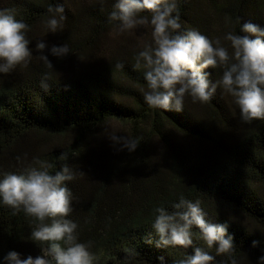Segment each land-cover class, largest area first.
I'll return each mask as SVG.
<instances>
[{
    "label": "trees",
    "instance_id": "trees-1",
    "mask_svg": "<svg viewBox=\"0 0 264 264\" xmlns=\"http://www.w3.org/2000/svg\"><path fill=\"white\" fill-rule=\"evenodd\" d=\"M52 2L55 6L62 0ZM113 2L94 0L74 9L65 3V29L45 35L49 0H0V7L13 9L17 19L30 25L27 37L33 50L26 67L0 74V169L19 172L39 157L59 170L56 158L68 152L67 163L84 173L68 183L75 197L68 218L77 222L81 242H93L97 264H160V256L164 264H173L185 252L191 255L192 247H155L150 226L153 207L181 193L200 199L211 223H228L238 264H255L264 254L259 245L251 246L253 240L264 241V120L241 126L238 109H232L221 89L210 104H193L186 97L180 112L150 109L143 101V74L134 69L141 48L126 40L105 57ZM179 7L184 27L212 38L223 37L230 30L229 19L236 17L241 24L264 26V0H181ZM236 30L241 34L238 25ZM38 39L49 46L66 43L73 53L57 58L45 49L53 66L47 68L35 49ZM222 43L228 47L227 41ZM77 62L86 66L73 68ZM116 62L124 63L122 71L114 68ZM204 71L210 80L222 74L220 68ZM42 73L50 80L46 90L39 86ZM109 132L142 140L132 153L117 151ZM34 226L23 212L13 215L10 208L0 207V258L13 250L21 258L39 255L29 235ZM193 232V247L216 255L198 229ZM150 233L152 244L145 242ZM225 260L216 256L215 264Z\"/></svg>",
    "mask_w": 264,
    "mask_h": 264
},
{
    "label": "clouds",
    "instance_id": "clouds-1",
    "mask_svg": "<svg viewBox=\"0 0 264 264\" xmlns=\"http://www.w3.org/2000/svg\"><path fill=\"white\" fill-rule=\"evenodd\" d=\"M180 3L181 0H114L108 13L107 22L112 25L114 36L131 35L138 28L150 35L134 56V69L142 72L147 86L144 103L150 109L180 112L186 97L193 104H210L221 89L232 98L242 124L264 120V26L241 24V18L236 17L234 22L229 19L231 27L223 37L210 38L196 28L184 27ZM64 11L63 0L55 6L49 0L43 20L45 35L65 29ZM29 31L30 25L17 19L13 9L0 7V74H10L18 66L29 64L33 56ZM222 40L228 42V47ZM35 49L40 53L39 59L51 69L45 49L57 58L73 53L66 43L49 46L43 39L37 40ZM123 67V62L114 65L119 71ZM209 67L222 70L218 79H209V73L204 71ZM48 81V74L42 73L39 86L46 90ZM116 133L109 132L108 138L113 146L119 145L117 151L132 153L142 140ZM68 158L66 151L56 158L61 162L59 170L56 163L39 157H33V165L19 172L0 169V207L10 208L13 215L23 212L33 218L30 240L40 248L39 255L26 258L14 250L8 251L0 258V264H97L91 251L93 242H81L77 222L68 218L75 201L68 183L78 173L84 175L67 163ZM207 216L200 199L191 200L182 193L174 201L161 202L152 209L150 226L156 237L155 247L193 248L191 255L185 252L173 264H215L216 256L226 257L222 264H238L228 223H211ZM193 229H198L199 238L208 249L215 248L216 255L193 247ZM151 237L150 233L145 242L152 244ZM258 245L264 253V241L251 242L253 248ZM157 259L164 264L163 256ZM255 264H264V254L257 257Z\"/></svg>",
    "mask_w": 264,
    "mask_h": 264
},
{
    "label": "rangeland",
    "instance_id": "rangeland-1",
    "mask_svg": "<svg viewBox=\"0 0 264 264\" xmlns=\"http://www.w3.org/2000/svg\"><path fill=\"white\" fill-rule=\"evenodd\" d=\"M64 1L70 8L74 9L73 7H75L81 3L90 4L94 0H64ZM200 4H201L203 10L205 11V13L209 16L210 12H209L208 8L206 7V4L203 1H200ZM263 15H264V11H263ZM197 18L201 20V18L198 15H197ZM211 25H212V23H211ZM208 26L210 28V24H208ZM216 26L219 27L218 23L216 24ZM215 27H214V29H215ZM209 28H208V32H209ZM210 38H212V37H210ZM105 40H107L108 45H104L103 49L106 53L105 57H108L109 53L111 52L112 49H115L116 47L121 46L120 44L127 43L129 40L132 41V44H131L132 47L142 48L143 42L150 40V35L148 34V32L146 30H144L142 28L136 29L135 32L131 35L123 34L120 36H114L112 34V31H110L107 34V37L105 38ZM126 40H128V41L126 42ZM106 46H108V47L105 49ZM85 66H86L85 62H77V63L73 64V68H76V69H79V68L81 69V68H84ZM224 95H225V98L227 99L228 103L231 104L232 109L233 110L237 109L235 107V105L232 103V98L225 93H224ZM239 124L242 126L240 120H239ZM111 128H113V129L117 128L118 131H127V127L121 126V125H113V126H111ZM182 143L188 147L190 145V141H188V140H184ZM159 153L162 154V152H159Z\"/></svg>",
    "mask_w": 264,
    "mask_h": 264
}]
</instances>
